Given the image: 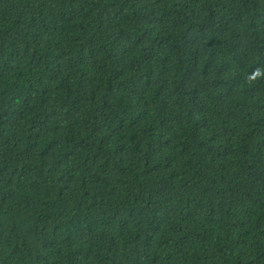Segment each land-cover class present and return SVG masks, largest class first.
I'll return each instance as SVG.
<instances>
[{"label":"trees","instance_id":"trees-1","mask_svg":"<svg viewBox=\"0 0 264 264\" xmlns=\"http://www.w3.org/2000/svg\"><path fill=\"white\" fill-rule=\"evenodd\" d=\"M0 264H264V0H0Z\"/></svg>","mask_w":264,"mask_h":264}]
</instances>
